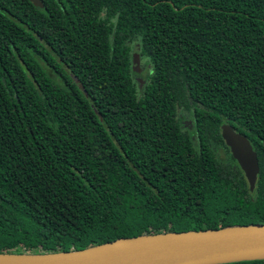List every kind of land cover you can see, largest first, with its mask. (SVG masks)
I'll list each match as a JSON object with an SVG mask.
<instances>
[{
    "label": "trees",
    "instance_id": "1",
    "mask_svg": "<svg viewBox=\"0 0 264 264\" xmlns=\"http://www.w3.org/2000/svg\"><path fill=\"white\" fill-rule=\"evenodd\" d=\"M40 1L0 0V255L264 225V0Z\"/></svg>",
    "mask_w": 264,
    "mask_h": 264
},
{
    "label": "water",
    "instance_id": "2",
    "mask_svg": "<svg viewBox=\"0 0 264 264\" xmlns=\"http://www.w3.org/2000/svg\"><path fill=\"white\" fill-rule=\"evenodd\" d=\"M43 8L40 0H29ZM133 75L139 73V56L133 58ZM221 137L254 191L259 165L249 140L228 124ZM14 264H219L264 259V225L232 226L180 233L146 234L135 238L66 251L35 255H0Z\"/></svg>",
    "mask_w": 264,
    "mask_h": 264
},
{
    "label": "bare ground",
    "instance_id": "3",
    "mask_svg": "<svg viewBox=\"0 0 264 264\" xmlns=\"http://www.w3.org/2000/svg\"><path fill=\"white\" fill-rule=\"evenodd\" d=\"M15 262L11 259L0 258V264H14Z\"/></svg>",
    "mask_w": 264,
    "mask_h": 264
},
{
    "label": "rangeland",
    "instance_id": "4",
    "mask_svg": "<svg viewBox=\"0 0 264 264\" xmlns=\"http://www.w3.org/2000/svg\"><path fill=\"white\" fill-rule=\"evenodd\" d=\"M139 73H141V74H142V73H143V70H141V72H139Z\"/></svg>",
    "mask_w": 264,
    "mask_h": 264
}]
</instances>
